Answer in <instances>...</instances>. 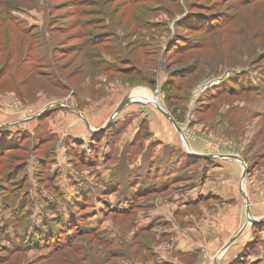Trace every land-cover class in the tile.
Segmentation results:
<instances>
[{
    "label": "rangeland",
    "instance_id": "rangeland-1",
    "mask_svg": "<svg viewBox=\"0 0 264 264\" xmlns=\"http://www.w3.org/2000/svg\"><path fill=\"white\" fill-rule=\"evenodd\" d=\"M201 155L240 163L208 183L226 161ZM221 187L241 196L230 227ZM249 219L264 0H0V264H264Z\"/></svg>",
    "mask_w": 264,
    "mask_h": 264
},
{
    "label": "crops",
    "instance_id": "crops-1",
    "mask_svg": "<svg viewBox=\"0 0 264 264\" xmlns=\"http://www.w3.org/2000/svg\"><path fill=\"white\" fill-rule=\"evenodd\" d=\"M185 142V141H184ZM185 144L187 145L186 147H188V142H185ZM188 150V149H187ZM188 151H190V149L188 150ZM193 153V152H192ZM194 154H195V152H194ZM203 158L202 159H204V160H206L207 162L208 161H210V157L211 158H216V159H218V160H224V161H226V162H223V164H222V166H221V164H219L218 163V166L215 168V169H213L211 172L210 171H207L206 170V168L205 167H201V168H199V170H201V172H202V178L203 179H205L206 181H208V183H209V180H212V179H209V178H205L204 176H206L205 175V173H207V176L206 177H208L209 175H211V174H213V175H222V174H224L225 172H227L228 170H230L231 168L233 169V170H235L236 171V169H235V167L233 166V163H240V161L239 160H237L236 158H233V159H228V156L227 155H225V156H222L221 158H219V157H216V156H211V155H207V156H204V155H201ZM204 160H202V161H204ZM244 160V159H243ZM191 161V164H190V167H189V169L191 168V166L192 165H194V163H195V161H194V159H192V160H188V162H190ZM254 164V163H253ZM226 165H228L229 166V168L226 166ZM213 175H211V176H213ZM227 180H233V181H237L236 180V178L234 177V178H228ZM206 181H204V182H206ZM230 182H232V181H230ZM223 187H221V189H219L216 193H215V195H216V197H219V198H221V201H224L223 202V204H225V207L228 209L226 212H229V210L230 209H232L233 210V212L231 213V216H229L227 219L224 217V218H221L222 219V221H223V223H227V222H229V225H227V226H232V224H234V223H236V221H237V214H239V208H240V204H241V196H240V193H239V191L237 192L236 190H233V191H230L229 189L228 190H226V188L224 187L223 189H222ZM236 188V186L233 188V189H235ZM207 188H205V189H202L201 191H203L204 193H206L207 191H209V190H206ZM212 192L214 191L213 189L211 190ZM211 192V193H212ZM231 193H233V194H231ZM227 195V196H226ZM250 196H251V194H250ZM204 197V196H203ZM206 198H208L209 197V194H207L206 196H205ZM248 198H246V200H247ZM177 202V206L178 205H180L179 204V202H178V200H176L174 203H172V204H175ZM229 202H232L231 204L229 203ZM246 202H248V200L246 201ZM226 203H229V204H226ZM196 204H197V200L195 201H193V203L192 204H188V203H184L183 202V207L184 208H188V207H190V208H194L195 206H196ZM182 205V204H181ZM161 210H158V212H160ZM165 211V209H163L161 212H164ZM225 212V213H226ZM161 215H165V214H162V213H160ZM160 214H158V215H160ZM207 216H209V215H207ZM205 219H207V222L208 223H211V221H210V218H206L205 217ZM211 228H217V229H219V228H221V225L219 224L217 227H211ZM224 228V227H223ZM216 229V230H217Z\"/></svg>",
    "mask_w": 264,
    "mask_h": 264
},
{
    "label": "water",
    "instance_id": "water-1",
    "mask_svg": "<svg viewBox=\"0 0 264 264\" xmlns=\"http://www.w3.org/2000/svg\"><path fill=\"white\" fill-rule=\"evenodd\" d=\"M132 103V98L131 97H128L124 102H122V104L119 106V108L117 109L116 113L114 114V117H116L126 106H128L129 104ZM159 106V105H157ZM161 109V108H160ZM161 111L167 115V113L161 109ZM113 117V118H114ZM113 118L108 122V124L106 125V127H108L111 123V121L113 120ZM171 122L175 125V127L177 128L178 132L181 133V130L178 128L177 124H175L174 120L171 119ZM105 127V128H106ZM104 128V129H105ZM234 158V157H233ZM231 158V159H233ZM247 173V167L245 166V170H244V175H246ZM250 222H253V224H264V220L261 219V220H253V219H249Z\"/></svg>",
    "mask_w": 264,
    "mask_h": 264
},
{
    "label": "trees",
    "instance_id": "trees-1",
    "mask_svg": "<svg viewBox=\"0 0 264 264\" xmlns=\"http://www.w3.org/2000/svg\"><path fill=\"white\" fill-rule=\"evenodd\" d=\"M178 77H179V75H178ZM190 164H191V161L190 162H188L187 164H186V167H187V169H189V167H190ZM186 169V170H187ZM43 236H42V234L40 235V239L42 238ZM61 238L62 237H60L59 238V240H61ZM61 242H63V241H61ZM89 245H91V243L89 244ZM69 248V247H68ZM79 248V247H78ZM64 249V248H63ZM62 249V250H63ZM70 249V248H69ZM80 251V253L82 252V250H79ZM58 257H60L61 258V260L65 263V260L66 261H70V264L72 263V262H77L75 259H71L70 260V258H69V255H68V253H65V254H61V255H58ZM75 260V261H74ZM72 261V262H71ZM79 261V260H78Z\"/></svg>",
    "mask_w": 264,
    "mask_h": 264
},
{
    "label": "bare ground",
    "instance_id": "bare-ground-1",
    "mask_svg": "<svg viewBox=\"0 0 264 264\" xmlns=\"http://www.w3.org/2000/svg\"><path fill=\"white\" fill-rule=\"evenodd\" d=\"M140 95H141L140 92H134V93H132L131 98H132V100H133V99H140V98H141ZM139 97H140V98H139ZM148 103H152V102H148ZM154 104L157 105L156 102H154Z\"/></svg>",
    "mask_w": 264,
    "mask_h": 264
}]
</instances>
